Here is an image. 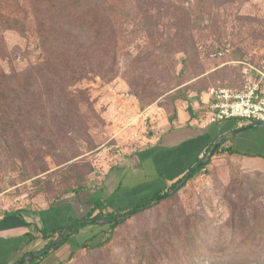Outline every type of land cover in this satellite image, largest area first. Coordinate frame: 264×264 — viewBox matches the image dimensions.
<instances>
[{"label": "rangeland", "instance_id": "rangeland-1", "mask_svg": "<svg viewBox=\"0 0 264 264\" xmlns=\"http://www.w3.org/2000/svg\"><path fill=\"white\" fill-rule=\"evenodd\" d=\"M242 62L264 69V0H0V90L14 102L0 106V215L80 194L86 217L91 192L114 190L162 134L177 92L238 88ZM209 155L199 176L105 248L69 259L68 244L45 264H136L154 247L159 261L168 240L188 246L179 264L264 260V173L225 149ZM130 186L129 207L151 200ZM90 230L107 227L78 239Z\"/></svg>", "mask_w": 264, "mask_h": 264}, {"label": "crops", "instance_id": "crops-1", "mask_svg": "<svg viewBox=\"0 0 264 264\" xmlns=\"http://www.w3.org/2000/svg\"><path fill=\"white\" fill-rule=\"evenodd\" d=\"M210 103L211 98L207 93L199 98H191L190 102L177 101L175 121L164 123L166 126L162 134L155 137L151 146L140 151L132 160L127 171L126 186L114 196L118 205L129 206L128 202L131 200L128 192L129 189L132 190L131 183H138L140 187L146 188L145 193L152 195L178 181L190 168L206 160L210 156L209 150L219 147L224 138L227 139L222 145L225 150L264 155V129L257 127V124L230 120L220 125L200 126L198 119L210 110ZM190 104L192 112L189 110ZM234 157L241 158L246 169L264 171L263 157L249 155ZM114 190L107 189L110 193ZM91 193L87 197L89 208L92 206L93 192ZM75 195L76 198L63 199L35 212H21L20 217L0 215V264H15L25 254L40 251L47 245L48 241L41 238L28 241L26 235L30 228L27 223L51 233L63 229L69 222L84 218L79 211V208L83 207V199L80 194ZM52 256L50 255L48 259Z\"/></svg>", "mask_w": 264, "mask_h": 264}, {"label": "trees", "instance_id": "trees-1", "mask_svg": "<svg viewBox=\"0 0 264 264\" xmlns=\"http://www.w3.org/2000/svg\"><path fill=\"white\" fill-rule=\"evenodd\" d=\"M225 3V2H224ZM220 59V58H219ZM241 68V67H240ZM241 86L237 89L241 90L244 88L245 85V79L241 72ZM2 85V83H1ZM213 87V88H219ZM222 87H228V86H222ZM233 88V87H230ZM236 88V87H235ZM0 106H2V103H7L8 96L6 95L4 90H0ZM208 91V90H207ZM19 100H21L19 98ZM179 100L188 101L190 102V99H188L186 94H183L181 92H177V94L172 98L173 103V115L169 119L170 123H173L177 116V106L176 103ZM18 101V99H17ZM14 103V102H13ZM13 103H7V107L11 108ZM5 105V104H3ZM16 105V104H15ZM18 107H20V104H18ZM67 103H66V109H67ZM189 110L192 112V106L190 104ZM67 111V110H66ZM68 113V112H67ZM250 128V127H249ZM224 142L219 147H213L209 151L210 154L215 155L219 151H224L222 148V145L227 141V139L224 138ZM229 155L236 156V155H249L252 157H263L264 155L260 154H254V153H241L239 151H235L232 149L225 150ZM137 154L133 156V159L137 157ZM203 160L197 163L194 167L190 168L188 172L180 178L178 181L172 183L170 186H167L166 188H161V191L152 194L151 200H141L140 202H137L133 206H127L124 207L122 205H118V203L115 202L114 196L121 192L123 188L126 186V176H123V178L120 180L117 188L114 190V192L110 193L107 191V188L105 186L96 187L93 191L92 201H91V208L89 212L87 213V216L84 218L77 219L75 221L69 222L63 229L48 233L46 230L40 229L38 226L32 225L27 223V226L30 228V232L26 235L28 238V241H34L36 239H44L48 241L47 245L40 251L37 252H31L25 254V256L18 260L15 264H41L43 263L54 251H58L62 249L66 245H70L74 247V250H72L69 259H73L76 253L79 250H86V251H99L103 248H105L107 245H109L118 229L125 225L128 221L131 219L140 216L146 212L154 210L156 207L160 206L162 203H165L171 199H173L187 184L189 181H192L197 176L201 174V172L209 165V162L202 164ZM253 172H262L263 171H253ZM127 175V174H126ZM77 190H72L71 192H76ZM153 196V197H152ZM54 202L53 204H55ZM110 208H112L110 210ZM5 216H21V212H7L5 213ZM101 226V227H107V230L102 231L103 236L106 235L104 238L99 240L100 234L93 233L92 235L83 241L78 239L80 234L83 231H86L89 227L92 226ZM264 233V230L262 231ZM192 249H197L199 244H202L201 238L197 235H194L191 239ZM263 242L262 240H259L257 242V245H260V243ZM74 245V246H73ZM165 246L160 245V252L157 254L155 253V256L158 257L159 261H156L154 259V251H157V247L152 248V250L147 251L143 256H141L136 264H168L171 261H174L176 264H179V260L182 259L184 255H188L190 252L188 250L187 244L186 247L183 248L182 245H178L177 249H175L174 241L168 240L167 243H165ZM178 251H180V254H176ZM173 252V253H172ZM172 254V256H170ZM29 257L30 259L22 263L25 258ZM119 263V260H118ZM206 262H203V264ZM135 264V263H132ZM214 264V262L210 263ZM215 264H264V260L262 259H248V258H236L233 255L228 256L227 258L221 259Z\"/></svg>", "mask_w": 264, "mask_h": 264}, {"label": "built area", "instance_id": "built-area-1", "mask_svg": "<svg viewBox=\"0 0 264 264\" xmlns=\"http://www.w3.org/2000/svg\"><path fill=\"white\" fill-rule=\"evenodd\" d=\"M223 50L215 52L212 58H222ZM244 88L219 87L210 89V110L199 119L200 126L220 125L230 120L247 124H264V69L242 62Z\"/></svg>", "mask_w": 264, "mask_h": 264}, {"label": "water", "instance_id": "water-1", "mask_svg": "<svg viewBox=\"0 0 264 264\" xmlns=\"http://www.w3.org/2000/svg\"><path fill=\"white\" fill-rule=\"evenodd\" d=\"M257 127H260V128H263V129H264V124H257ZM207 160H209V157H208L206 160H204V161L202 162V164H204ZM29 259H30V258L23 260L22 263H25V262L28 261Z\"/></svg>", "mask_w": 264, "mask_h": 264}]
</instances>
